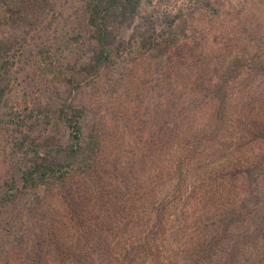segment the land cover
I'll return each instance as SVG.
<instances>
[{
    "label": "rangeland",
    "instance_id": "374dc122",
    "mask_svg": "<svg viewBox=\"0 0 264 264\" xmlns=\"http://www.w3.org/2000/svg\"><path fill=\"white\" fill-rule=\"evenodd\" d=\"M88 1L0 0V264H25L26 247H38L33 232H27L31 224L20 222V215L25 221H43L55 212L59 229H71L74 199L80 204L91 195L99 203L95 209H103L99 184L110 189L117 173H130L136 154H158L167 109L177 111L179 99L174 97L185 84L189 89L196 86L188 77H203L206 91L225 89L231 61L239 57L240 76L229 80L226 90L244 93L248 99L243 104H253L256 121H264V0H141L134 17L112 22L107 60L100 58ZM244 105L237 103L236 111L247 112ZM76 108L83 110L78 118L83 148L65 171L69 173L63 181L24 190L23 173L35 161L76 145L68 123ZM204 118L196 117L192 126L180 129L185 136L195 129L188 144L201 152L210 149L206 142L200 146L197 136L204 135ZM213 151V158L225 156V151ZM262 152L263 144L254 148V154ZM97 169L108 171L105 181L84 175ZM128 175L126 183L134 184ZM194 234L188 231L183 238ZM76 235L73 239L82 249L105 247ZM232 236L233 231L223 249ZM117 249L122 253L123 247ZM168 255L163 253L159 264H166Z\"/></svg>",
    "mask_w": 264,
    "mask_h": 264
},
{
    "label": "trees",
    "instance_id": "16d2710c",
    "mask_svg": "<svg viewBox=\"0 0 264 264\" xmlns=\"http://www.w3.org/2000/svg\"><path fill=\"white\" fill-rule=\"evenodd\" d=\"M140 4L141 0L88 1L90 25L102 49L101 60L108 59L112 22L119 18L127 22L136 15ZM239 59L231 61L225 89L219 86L206 91L202 86L203 77L195 80L181 77L182 82L186 79L196 86L189 89L185 84L181 94L174 97L176 101L179 99L175 106L177 111L169 113L170 108L167 109L158 154L155 151H150L151 155L136 154L130 173H117L110 189L100 183L97 192L100 200H105L103 209H95L99 203L91 195L78 204L79 200H73L74 194L70 192L71 206L77 205L76 213L70 215L71 229L70 226L61 228L60 234L55 212L46 214L43 221L38 218L25 221L20 215V222L31 224L27 232L30 230L32 238L38 239L35 242L38 247L33 244L26 247L25 264H159L165 258L163 253L170 254L166 264H254L256 261L263 264L264 152L254 154V148L264 145V121H256L253 104H243L248 99H244V93L226 90V83L240 76L242 62ZM237 103L244 105L247 112L243 108L236 111ZM82 113V109L76 108V115L68 120L76 145L61 148L54 156L47 153L40 157L41 161H35L23 173L24 190L65 179L69 173L65 171L83 148L78 119ZM204 116V135L197 136L199 145L206 142L210 149L201 152L188 144L195 129L186 136L180 134V129L192 126L196 117ZM248 126L251 137L246 143ZM223 127L225 135L221 134ZM197 132L200 133L198 129ZM215 148L216 152L225 151V156L221 155L219 160L213 158ZM90 171L84 175L92 180L105 181L104 175L109 174L107 170ZM128 174L134 184L126 183ZM107 193L111 194L106 202ZM215 195L220 197L217 202ZM12 197L10 195V199ZM10 203L14 204V200ZM8 211L9 216L12 215L13 211ZM48 219L51 223L44 225ZM188 231H194V236L183 238ZM232 231V239L223 249ZM77 233L88 244L98 241L105 243V247L82 249L73 239ZM68 235L72 240L66 238ZM52 244L55 247H51ZM198 245L201 247L197 248ZM118 246L123 247L122 253ZM89 249L92 252H88ZM6 262L9 264L8 260Z\"/></svg>",
    "mask_w": 264,
    "mask_h": 264
}]
</instances>
